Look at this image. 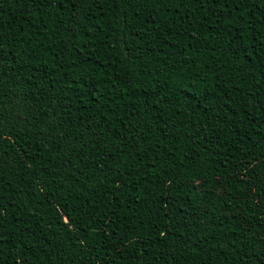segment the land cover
Returning a JSON list of instances; mask_svg holds the SVG:
<instances>
[{
    "label": "trees",
    "instance_id": "trees-1",
    "mask_svg": "<svg viewBox=\"0 0 264 264\" xmlns=\"http://www.w3.org/2000/svg\"><path fill=\"white\" fill-rule=\"evenodd\" d=\"M0 264H264V0H0Z\"/></svg>",
    "mask_w": 264,
    "mask_h": 264
}]
</instances>
